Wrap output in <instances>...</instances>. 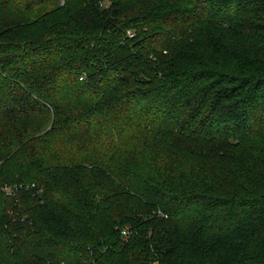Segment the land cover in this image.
Listing matches in <instances>:
<instances>
[{
	"label": "trees",
	"instance_id": "obj_1",
	"mask_svg": "<svg viewBox=\"0 0 264 264\" xmlns=\"http://www.w3.org/2000/svg\"><path fill=\"white\" fill-rule=\"evenodd\" d=\"M0 264H264V0H0Z\"/></svg>",
	"mask_w": 264,
	"mask_h": 264
},
{
	"label": "rangeland",
	"instance_id": "obj_2",
	"mask_svg": "<svg viewBox=\"0 0 264 264\" xmlns=\"http://www.w3.org/2000/svg\"><path fill=\"white\" fill-rule=\"evenodd\" d=\"M7 185H8L7 188L11 187V188L14 189V185H12V184H7ZM6 190H7V189H6Z\"/></svg>",
	"mask_w": 264,
	"mask_h": 264
},
{
	"label": "built area",
	"instance_id": "obj_3",
	"mask_svg": "<svg viewBox=\"0 0 264 264\" xmlns=\"http://www.w3.org/2000/svg\"><path fill=\"white\" fill-rule=\"evenodd\" d=\"M128 33L130 34V32L128 31ZM125 232L123 231V234H124Z\"/></svg>",
	"mask_w": 264,
	"mask_h": 264
}]
</instances>
